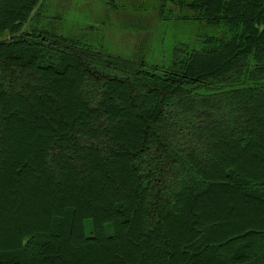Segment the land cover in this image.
Wrapping results in <instances>:
<instances>
[{
    "label": "trees",
    "instance_id": "obj_1",
    "mask_svg": "<svg viewBox=\"0 0 264 264\" xmlns=\"http://www.w3.org/2000/svg\"><path fill=\"white\" fill-rule=\"evenodd\" d=\"M38 1L0 0V264H264V0H154L204 26L155 64L45 0L17 35Z\"/></svg>",
    "mask_w": 264,
    "mask_h": 264
},
{
    "label": "rangeland",
    "instance_id": "obj_2",
    "mask_svg": "<svg viewBox=\"0 0 264 264\" xmlns=\"http://www.w3.org/2000/svg\"><path fill=\"white\" fill-rule=\"evenodd\" d=\"M153 2L45 0V16L40 22L112 55L135 57L151 64L168 62L172 45L176 41L190 40L197 32L203 31L204 26L198 19L184 17L183 14H189L186 9L182 12L165 9L157 18L156 9L151 7ZM56 14H59L58 19L51 16ZM105 229L112 233V224L107 223ZM84 230L85 233L91 232L92 219L85 220Z\"/></svg>",
    "mask_w": 264,
    "mask_h": 264
},
{
    "label": "water",
    "instance_id": "obj_3",
    "mask_svg": "<svg viewBox=\"0 0 264 264\" xmlns=\"http://www.w3.org/2000/svg\"><path fill=\"white\" fill-rule=\"evenodd\" d=\"M42 2V0H39L38 3L34 6V9L31 11L30 15L27 17V20L25 21L26 23L23 25V27L21 28V30L19 32H17L16 34H20L22 30H24L25 26L28 23V20L32 17V15L36 12V10L38 9V6L40 5V3ZM11 35H7L4 36L2 39H6L9 38Z\"/></svg>",
    "mask_w": 264,
    "mask_h": 264
}]
</instances>
